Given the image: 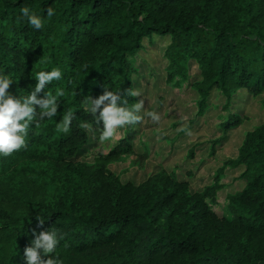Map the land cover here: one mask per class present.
<instances>
[{"label":"trees","instance_id":"16d2710c","mask_svg":"<svg viewBox=\"0 0 264 264\" xmlns=\"http://www.w3.org/2000/svg\"><path fill=\"white\" fill-rule=\"evenodd\" d=\"M21 6L41 17V29L18 19ZM154 36L169 38L167 83L181 87L194 67L199 74L192 80L197 116L214 91L224 97L215 154L241 122L231 110L235 93L264 92V0H0V70L13 79L8 91L27 95L35 73L53 67L61 79L38 96L64 89L57 116L30 124L26 146L0 156V264H25L33 230L50 227L62 238L49 255L62 264H264V121L201 190L166 168L138 184L110 169L114 156L132 149L137 123L124 126L108 153L78 159L90 145L88 127L103 126L85 111L87 97L105 86L134 92L136 55ZM137 100L128 96L129 105ZM69 109L70 129L59 133L55 125ZM239 167L244 185L226 196L219 214L224 170Z\"/></svg>","mask_w":264,"mask_h":264},{"label":"rangeland","instance_id":"374dc122","mask_svg":"<svg viewBox=\"0 0 264 264\" xmlns=\"http://www.w3.org/2000/svg\"><path fill=\"white\" fill-rule=\"evenodd\" d=\"M168 42V37L161 36H154L152 42H146L145 49L136 55L138 72L133 75L134 92L139 93L138 100L144 101L141 114L145 110L155 111L160 119L154 122L143 116L137 122L138 134L132 149L114 156L109 167L123 181L136 184L166 168L174 170L180 178H189L192 191L201 190L214 181L215 174L226 160L237 155L245 133L264 121V92L254 95L241 89L235 93L231 110L240 115L241 122L227 132L212 155L213 141L222 136L220 123L225 114L222 108L225 99L214 91L205 115L197 116L195 101L198 95L192 80L200 76L194 67L191 80L181 87L175 88L166 82L163 52ZM124 126L119 127L110 140L103 142L98 140V129L89 126L90 145L79 153L78 159L93 162L99 154L108 153L122 136ZM191 150L193 152L189 156ZM241 171V167L224 170L221 182L226 187L219 192V201L214 206L219 214L225 209L226 196L243 187L244 183L237 179Z\"/></svg>","mask_w":264,"mask_h":264},{"label":"clouds","instance_id":"9594fccd","mask_svg":"<svg viewBox=\"0 0 264 264\" xmlns=\"http://www.w3.org/2000/svg\"><path fill=\"white\" fill-rule=\"evenodd\" d=\"M46 15H54V9L47 7ZM18 19L26 20L27 24L33 29L42 28V19L39 15L30 10L28 6H21ZM62 72L60 68L53 67L50 70H40L35 73L36 83L30 92L24 96H13L8 90L13 79L0 70V156H7L14 150L26 146L25 136L30 124H38L45 118H54L57 116L60 106L58 97L64 95L63 88H57L55 94L45 92L44 96H38L46 84L53 80H60ZM124 95H121V89L104 88L102 94L97 98L87 97L88 104L85 111L91 113L93 119L99 123L102 122L98 140L103 142L110 140L116 130L124 125H135L148 116L152 121L158 122L160 116L157 112L145 110L143 115L141 109L144 108V101L137 100L131 105L128 104L129 95H138L139 93L124 89ZM98 113V115H97ZM75 113L69 109L62 112L60 119L55 125L57 132L67 133L74 119ZM39 223L43 224L44 219ZM62 234L50 227L47 230H33V238L30 245L24 248L23 260L25 264H62L61 259L55 254L59 239ZM46 257V258H45Z\"/></svg>","mask_w":264,"mask_h":264}]
</instances>
